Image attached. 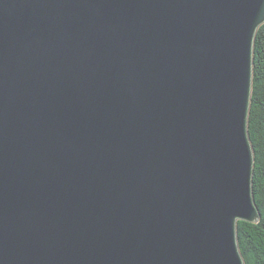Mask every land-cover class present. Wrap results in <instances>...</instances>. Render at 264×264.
Segmentation results:
<instances>
[{
    "label": "water",
    "instance_id": "1",
    "mask_svg": "<svg viewBox=\"0 0 264 264\" xmlns=\"http://www.w3.org/2000/svg\"><path fill=\"white\" fill-rule=\"evenodd\" d=\"M264 0H0V264H245Z\"/></svg>",
    "mask_w": 264,
    "mask_h": 264
},
{
    "label": "trees",
    "instance_id": "2",
    "mask_svg": "<svg viewBox=\"0 0 264 264\" xmlns=\"http://www.w3.org/2000/svg\"><path fill=\"white\" fill-rule=\"evenodd\" d=\"M247 130L254 156L252 194L260 216L257 222L237 221V240L245 264H264V22L253 41Z\"/></svg>",
    "mask_w": 264,
    "mask_h": 264
}]
</instances>
